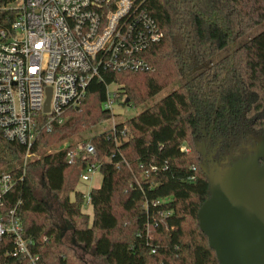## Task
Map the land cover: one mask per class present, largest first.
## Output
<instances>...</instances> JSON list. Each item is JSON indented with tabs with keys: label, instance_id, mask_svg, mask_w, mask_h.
<instances>
[{
	"label": "trees",
	"instance_id": "16d2710c",
	"mask_svg": "<svg viewBox=\"0 0 264 264\" xmlns=\"http://www.w3.org/2000/svg\"><path fill=\"white\" fill-rule=\"evenodd\" d=\"M15 1L0 0V29L11 26ZM145 5L164 31L144 52L151 69L103 71L62 124L40 128L30 152L48 151L26 165V147L0 129V169L14 180L3 211L16 207L37 264H88L78 249L108 264H220L199 226L198 212L210 190L197 142L217 146L215 160L225 166L247 154L246 143L264 137V29L248 35L264 23V0H145ZM111 83L129 99L122 101L120 92L117 101L133 107L178 87L117 123L116 132L110 128L84 139L102 160L101 183L90 191L91 215L76 187L86 161H70L71 141L51 149L114 117L103 106ZM30 168L41 169L54 201L36 194ZM54 205L65 225L54 218ZM13 247V237L5 236L0 264H32L27 256L9 253Z\"/></svg>",
	"mask_w": 264,
	"mask_h": 264
},
{
	"label": "built area",
	"instance_id": "2783aa9c",
	"mask_svg": "<svg viewBox=\"0 0 264 264\" xmlns=\"http://www.w3.org/2000/svg\"><path fill=\"white\" fill-rule=\"evenodd\" d=\"M10 6L17 14L9 28L0 29V129L5 138L26 147L25 161L34 154L30 149L40 128L62 124L65 113L81 104L94 78H103L106 70L151 69L144 52L164 37L145 0H16ZM111 84L116 87L110 89ZM111 84L103 106L112 110L120 90ZM120 132L127 137L125 129ZM75 147L68 156L70 161H86L80 181L88 182L100 171L102 160L89 141L80 140ZM13 185L11 172L0 169V243L12 236L9 253L37 264L16 207L3 211ZM90 191L83 193L84 204L91 206Z\"/></svg>",
	"mask_w": 264,
	"mask_h": 264
},
{
	"label": "water",
	"instance_id": "95a60500",
	"mask_svg": "<svg viewBox=\"0 0 264 264\" xmlns=\"http://www.w3.org/2000/svg\"><path fill=\"white\" fill-rule=\"evenodd\" d=\"M50 97L48 87L46 110ZM260 141L264 143L263 138ZM197 149L205 160L208 150L204 142L197 143ZM262 156L263 145L225 166L212 163L211 168L203 167L210 196L199 209V226L220 264H264V163H259Z\"/></svg>",
	"mask_w": 264,
	"mask_h": 264
},
{
	"label": "rangeland",
	"instance_id": "374dc122",
	"mask_svg": "<svg viewBox=\"0 0 264 264\" xmlns=\"http://www.w3.org/2000/svg\"><path fill=\"white\" fill-rule=\"evenodd\" d=\"M264 29V23H262L260 26H257L256 28H254L250 33H248L249 36H254L256 34H258L259 32H261ZM116 86L115 84H111L110 85V89H114ZM177 88L178 84H176L175 86H171L169 88H167L166 90H163L162 92H160L159 94H157L155 97L151 98L149 101H147L145 104L139 106V107H133L131 105H124V104H120V102L118 101V103H115L113 105L112 111L115 114L113 118L108 119L106 121H103L95 126H93L92 128L83 131L82 133H80L79 135H75L72 138L68 139L65 142H61L58 145L55 146V148L51 149L52 151L57 150L59 148H63L65 147L69 141H71V143H76L80 140H84V139H88L96 134H99L107 129H110L114 124H117L121 121H124L130 117H133L137 114H139L140 112H142L147 106L153 104L154 102L158 101L163 95H165L167 92H169L170 90H172V88ZM119 90L121 92V89L119 87ZM122 94V101L125 100V98H127L125 96V94H123V92H121ZM264 139V138H263ZM197 143H203V141H198ZM204 146L206 147L205 143ZM76 147H73V150H75ZM47 148L45 149H41V151L37 152L36 154H33L31 157H28L27 161H25V157L23 159V164L22 165H26V163L28 161H32L34 159H37L43 152H46ZM48 151V150H47ZM29 175L30 178L32 180L33 186L35 188V192L37 195L39 196H43L46 198H49L51 201H54V199H52L51 194L49 193L48 189H46L43 184H42V171L40 168H33V169H29ZM102 178V174L100 171H97L95 173V175L93 176L92 180L88 181V182H82L80 181V179L77 182V190L82 191V192H86L89 190L91 184L96 183V185L100 184ZM72 197V196H71ZM85 206V207H84ZM83 209L87 212L90 213L91 215L93 214V209L92 206L84 204ZM53 215L54 218L60 222L62 225H65V221L62 218V215H60L59 209L57 208V205H54L53 208ZM64 233L66 234L65 239L69 242L71 235L69 234V231L64 230ZM78 254L81 255L82 257L85 258V260L88 262V264H108L107 262H105L103 259L96 257L92 251H85V250H77Z\"/></svg>",
	"mask_w": 264,
	"mask_h": 264
},
{
	"label": "flooded vegetation",
	"instance_id": "af4514ba",
	"mask_svg": "<svg viewBox=\"0 0 264 264\" xmlns=\"http://www.w3.org/2000/svg\"><path fill=\"white\" fill-rule=\"evenodd\" d=\"M261 138H264L263 136H257L254 138V140L252 142H248L246 143L247 145V154L248 155L249 153H253L255 152V149L257 146H264V143H262V141H260ZM205 143V141H203ZM206 145V148H207V144L205 143ZM208 152L206 154V158H205V161H204V166L203 167H208V168H211L212 166V163H216V164H220L219 161H216L215 160V155H216V151H217V146H213V147H208L207 148ZM210 156H212V158H209ZM259 163L260 164H263L264 163V157H260L259 158Z\"/></svg>",
	"mask_w": 264,
	"mask_h": 264
},
{
	"label": "crops",
	"instance_id": "0c3cea01",
	"mask_svg": "<svg viewBox=\"0 0 264 264\" xmlns=\"http://www.w3.org/2000/svg\"><path fill=\"white\" fill-rule=\"evenodd\" d=\"M102 179V178H101ZM100 183H101V181H100ZM100 184H98V185H96V183H93V184H91V186H90V188L89 189H92L93 187H97V186H99Z\"/></svg>",
	"mask_w": 264,
	"mask_h": 264
}]
</instances>
